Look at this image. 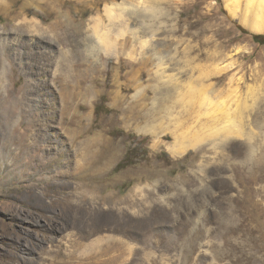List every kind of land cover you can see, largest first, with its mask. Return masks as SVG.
Masks as SVG:
<instances>
[{
	"label": "rangeland",
	"instance_id": "obj_1",
	"mask_svg": "<svg viewBox=\"0 0 264 264\" xmlns=\"http://www.w3.org/2000/svg\"><path fill=\"white\" fill-rule=\"evenodd\" d=\"M132 1L178 81L76 51L91 0H0V264H264V1ZM128 133L148 157L114 172Z\"/></svg>",
	"mask_w": 264,
	"mask_h": 264
},
{
	"label": "bare ground",
	"instance_id": "obj_2",
	"mask_svg": "<svg viewBox=\"0 0 264 264\" xmlns=\"http://www.w3.org/2000/svg\"><path fill=\"white\" fill-rule=\"evenodd\" d=\"M91 1L94 3L93 7L99 6V4H100L99 3L100 0H91ZM128 1L130 2L132 0H122V1L107 0L103 9H99V7H96L97 14L90 18L88 26L86 27V30H84L86 32V34L84 35L83 32H81V31L78 32L81 39L79 40V42L75 41V43H77V44L75 46H73V48L76 51H80V53H81L82 52L81 48L84 47L86 49V51L87 50L89 52L94 51V52H97L99 54L103 53L105 55L116 56L117 58H119L122 53H124V54L126 53L130 57V60H132V61L134 60V61H139L140 63H143V64H148V65L149 64H155V65L159 66V68L157 70V77L164 78V77H166V75H168V77L171 80L178 81L179 80L178 79V73H175V74L167 73L165 70L161 69L162 68L161 66H163L164 64L165 65L169 64L170 62L172 64L174 61L179 62L180 59H177L175 56H172V55L169 56V55H163V54L159 53L156 50V45L154 43H150V39L145 37L148 34H150L151 36H152V34L153 35L157 34L158 30L154 27H150L149 23H148L149 26L147 25V23H145V24L143 23V25H146V26L143 28L142 31H140L138 29L136 31H133V30L129 31L128 18L126 17L125 14H128L129 19H130V17H133V13L132 12L126 13V12H128L127 11L128 7L126 6ZM249 1L252 2L253 0H249ZM261 1H264V0H261ZM138 2L141 5H144V10H143L144 12L139 13L140 14L139 16H141V20H143L144 22H152V21L157 20L160 17V13H158L157 8L159 7L160 3L166 2V1L165 0H138ZM134 13H137V12H134ZM75 34H77V33H75ZM68 41H69V39H68ZM138 43H141V46H142V49H141L142 52H140V54L145 53L146 57L138 58L135 55V52L137 51L136 47H137ZM148 45L151 46V48H150L151 52L149 50H148L149 52L147 51ZM85 60H87V58L84 57L83 61H85ZM186 86H189V85H186ZM180 87H181V85H180ZM177 88H178V86H177ZM187 89H189V88H187ZM176 91L178 93H180L179 90H176ZM193 93H195V92H193ZM176 118L178 119V117H176ZM230 120H227L228 123L230 122V125L229 124L225 125V127H224L225 129L218 127V128H214L215 130H213V131L211 130V132L209 133V136L211 137L213 143L214 142H216V143L222 142L223 143L224 139L229 137V135L232 132L236 131L235 127H237V123L235 124L234 119L231 121ZM239 122H241V120H239ZM176 126H175V128H176ZM180 130H182V129H180ZM237 130L239 131V129H237ZM182 132L184 133L185 131H182ZM175 134H176V137L174 136L176 139L175 144L177 145V147L174 149L185 151L188 147H191L192 145H194V140L191 138H190V142H187V144H185V146L182 145L181 141H180V139L182 138L180 135H182V134H180V133L177 134V132ZM232 135H233V133H232ZM185 136H188V135H185ZM188 138H189V136H188ZM250 139H252V138H250ZM182 142H183V140H182ZM183 144H184V142H183ZM225 145H227V144H225ZM224 147H226V146H224Z\"/></svg>",
	"mask_w": 264,
	"mask_h": 264
},
{
	"label": "trees",
	"instance_id": "obj_3",
	"mask_svg": "<svg viewBox=\"0 0 264 264\" xmlns=\"http://www.w3.org/2000/svg\"><path fill=\"white\" fill-rule=\"evenodd\" d=\"M241 29L242 31L247 32L244 28ZM252 38L255 42L264 44V33H254L252 34ZM128 137L131 139L130 144L128 145L124 156L114 167V172H118L138 161H143L148 157V138L146 136H138L135 133H128Z\"/></svg>",
	"mask_w": 264,
	"mask_h": 264
}]
</instances>
